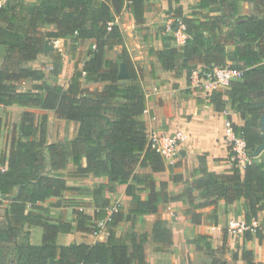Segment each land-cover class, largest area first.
<instances>
[{
    "label": "trees",
    "instance_id": "obj_1",
    "mask_svg": "<svg viewBox=\"0 0 264 264\" xmlns=\"http://www.w3.org/2000/svg\"><path fill=\"white\" fill-rule=\"evenodd\" d=\"M146 1L7 0L0 9V105L54 111L60 119L80 124L77 137L70 143L48 145V117L39 121L34 112H23L19 138L0 160L7 165V170L0 174V201L9 202L6 223L0 227V243L14 242L25 225L42 227L43 241L40 245H19L11 260L3 259L4 250L0 248V264H132L135 259L142 264L148 236L134 235L132 243L127 244L115 232L125 219L121 207L118 205V211L108 215L107 209L112 206L103 193L116 185H127L126 194L132 199L128 218L155 214L162 206L179 200L188 201L186 215L193 221L200 216L197 210L220 200L227 205L244 200L248 224L264 211V153L252 158L262 142L264 101H254L252 95L264 92V0H199L190 16L184 15L181 5L168 12L176 20L173 33L181 32L186 41L177 48L169 44L176 40L174 35L163 37L165 49L154 54L165 71H186L189 80L199 69L201 76L227 66L243 71V77L233 81L226 91H213L210 104L224 110L226 95L232 110L241 114L244 126L232 123L231 117L228 119L234 132L246 140L250 159L243 171L234 161L233 170L218 175L203 167L205 158L201 157L202 167L195 171V179L178 196L168 192L167 183H161V190L157 191L152 175L138 174L139 169L149 167L153 172H161L166 166L161 155L149 146L142 119L147 97L116 17L128 10L136 24H143ZM175 1L180 4L182 0ZM245 3L253 6L252 12H244ZM43 23L57 25V32L50 37L71 42L93 41L85 62L76 69L67 87L47 84L44 70L26 66L44 53L45 37L40 30ZM115 49H120V53L113 60L107 52ZM122 63L130 76L128 80L118 77ZM54 70L57 75L58 65ZM22 80L40 85L34 91L20 92L16 84ZM92 84H102L103 89L92 91L87 87ZM46 150L51 171H47ZM68 158L73 161L75 175L109 179L92 192L98 208L95 220L80 209L75 211L76 227L63 221L57 225L50 223L51 208L60 206L66 195L87 191L68 186L64 175L58 173L67 167ZM181 180V175L171 177L174 183ZM142 188L150 190L147 200L138 193ZM195 191H201L202 204L196 203ZM51 198L60 202L46 205ZM103 221L109 232L105 243H57L60 233L74 229L98 233V225ZM255 235L260 241L264 239L260 229ZM245 237L250 240L252 233L245 232ZM153 239L172 243L165 221L155 223ZM244 259H253L252 253L244 252Z\"/></svg>",
    "mask_w": 264,
    "mask_h": 264
},
{
    "label": "crops",
    "instance_id": "obj_2",
    "mask_svg": "<svg viewBox=\"0 0 264 264\" xmlns=\"http://www.w3.org/2000/svg\"><path fill=\"white\" fill-rule=\"evenodd\" d=\"M198 1L182 0L178 4L175 0H147L145 22L143 24H136L128 10L122 11L116 17V23L124 34L125 45L137 71L141 74V85L147 97V110L142 119L146 123L148 137L156 133L168 135L184 133L187 136L186 143L182 146L180 158L168 162L161 156L166 166L164 171L153 172L149 167L138 170V174L153 176L157 184V191L161 190V183H167V190L173 196L180 195L186 189L187 183L193 182L195 171L202 167L201 157L205 158L203 167L209 172L225 175L233 170L235 160L226 138L227 128L230 126L228 118L231 117L232 123L236 125H245V120L241 114L232 110L231 101L226 95L223 96L224 110L219 111L216 104H210V95L213 91L205 89L207 76L199 75L196 79L194 73L200 74L199 71H196L189 80L186 71H165L158 57L154 54V52L165 49L162 42L164 36L174 35L176 37L174 42L169 43L172 47L181 48L184 45L182 44L183 38L173 33L172 24L176 21L175 18H171L167 14L171 7L177 8L181 5L184 8V15L190 16L195 11L194 7L198 4ZM243 10L246 13L252 12L253 6L250 3H245L243 4ZM126 22H129V24ZM40 30L45 37V42L52 40L50 47L53 49L49 52L44 50L41 55L53 56L58 52H63L62 46L66 44H70L76 50L80 45L87 46L88 50L93 44L92 40L71 42L70 40L50 37V34L57 32V25L53 23L41 24ZM87 50L82 65L86 60ZM115 50H118V55L120 49ZM109 52L112 51H108L107 55ZM37 60L29 62L26 66L42 69L45 73L51 70L54 71L55 64L53 61V65L47 64L38 67ZM113 60H116V58ZM57 75L61 77L59 73ZM71 77L66 75L64 77L65 82L60 85L67 87ZM30 82L31 80L18 82L16 84L18 90L28 92L23 90V87L25 84H31ZM99 89L102 90L103 85ZM220 91L226 90H219L218 92ZM252 99L254 101H264V92L253 94ZM25 111L37 114L38 120L40 115L41 119L43 116L48 117V145L56 143L52 139L55 117L62 125V131L59 134L63 138L61 144L70 143L78 135L80 124L60 119L54 111L35 107L23 108L0 105V160L3 155L9 153L13 141L19 138V127L22 114ZM65 126L71 127V130L68 132L65 130ZM67 136L69 140L64 141ZM45 154L47 171H51V159L47 150ZM83 165L85 166L86 163L84 162ZM74 168L72 159L68 158L67 167L58 170V173L64 175L68 186L83 188L87 191L82 194L66 195L60 206L51 208V224L57 225L63 221L76 227L75 211L80 209H83L86 215L95 220L98 208L92 192L100 184H107L109 179L95 178L92 175L78 176L74 174ZM241 170L243 171V169ZM172 175H181L182 180L174 183L171 181ZM126 190L127 185H116L113 190H105L103 198L110 202L111 206L119 205L125 216V219L115 229L117 238L130 245L134 235L148 236L149 241L144 244V262L142 264H264V239L260 241L255 233H252V238L248 240L245 237V232L234 234L228 229L230 220L246 221L244 200H238L229 205L224 200H220L216 205L201 208L197 210L200 216L195 221L186 215L189 203L184 200L174 201L167 206H162L155 214L128 218L132 199L127 196ZM138 193L143 200H147L150 190L142 188ZM194 195L197 204L204 202L201 198V191H195ZM57 202H60V199L51 198L46 202V205L49 206ZM6 203L8 211L9 202ZM158 220L166 222V227L172 236V243L165 244L153 239L155 223ZM257 221L264 235V211L259 212ZM21 230L27 231L29 237L24 240L19 239L18 244L15 245L10 254L6 253L5 248L17 241ZM43 232V228L39 226L32 228H28L26 225L23 226L18 231L14 242L0 243V248L4 250L3 259L11 260L13 258L12 253L19 245L42 244ZM108 237L109 232L105 225L97 234L80 232L76 229L67 233H60L57 243L60 246L82 243L95 245L107 242ZM244 252L252 253L253 259H244ZM9 256H12V258ZM132 264L141 263L135 259Z\"/></svg>",
    "mask_w": 264,
    "mask_h": 264
},
{
    "label": "built area",
    "instance_id": "obj_3",
    "mask_svg": "<svg viewBox=\"0 0 264 264\" xmlns=\"http://www.w3.org/2000/svg\"><path fill=\"white\" fill-rule=\"evenodd\" d=\"M7 0H0V9L6 4ZM177 36L182 37V44H185L186 36L181 32H176ZM196 79L197 73H194ZM243 77V71L227 67L215 68L211 74H207V83L204 85L205 89L211 91L226 90L230 87L233 81L241 79ZM227 141L232 150L233 159L238 163L241 169H244L249 163L250 159L247 151V143L242 135H237L231 125L227 128ZM149 146L151 149L159 153L168 162H173L177 158L181 157V150L184 143H186L187 136L184 133H176L172 135L168 134H152L149 136ZM7 170V165L0 163V174ZM1 199V195H0ZM108 215L118 211V205L112 206L107 209ZM106 221L100 222L98 227L103 229ZM228 229L230 232L236 234L237 232H251L256 233L260 226L257 219H254L251 224L246 221L230 220L228 223ZM99 233V232H98ZM97 234V233H95Z\"/></svg>",
    "mask_w": 264,
    "mask_h": 264
},
{
    "label": "rangeland",
    "instance_id": "obj_4",
    "mask_svg": "<svg viewBox=\"0 0 264 264\" xmlns=\"http://www.w3.org/2000/svg\"><path fill=\"white\" fill-rule=\"evenodd\" d=\"M186 7H188V6H186ZM166 8H167V6H166ZM168 15L169 14H167V16ZM170 15H172V14H170ZM127 24H129V22ZM173 24H174V22H173ZM128 26L131 27L130 25H128ZM62 49L64 50L63 52H60V53L58 52L53 56L52 55H50V56L49 55H41L37 60L38 67L41 65L43 66V65H47V64L53 65L52 61L54 62L55 65H58V73L61 75V77L53 74V72L55 70L54 71L51 70V71L46 72L47 73L46 83L49 85H54L57 83L62 84L63 82H65L64 77H66V75L67 76L69 75V77H71L74 74L76 67L79 66V68H81L82 62L85 59V52L87 50V46L80 45L78 47V50H76V49H73L70 44H66L65 46H62ZM117 53H118V50H115V51L109 52L108 56L112 59H115ZM198 71H200V70H198ZM199 75L200 74L198 73V76ZM30 83L31 84H25L23 87V90L34 91L35 87L37 85H40V83H36V82H32V81ZM88 87H89V89H92V91H93L96 88H101L102 85H100V86L91 85ZM57 119L58 118L55 117L52 139H54L53 141H56V143H60L61 141H63V138H61L59 135L60 132L62 131V125L60 124L61 122H59ZM39 120H41V115L39 116ZM65 130H67L69 132L71 130V127L65 126ZM67 140H69L68 136H67V138H64V141H67ZM6 202L7 201H0V226L5 225V223H6V217H7V214H6L7 203ZM28 237H29V234L27 233V231L21 230V232L18 235L17 241L15 243H12L11 246H8L7 248H5L6 253L10 254V252L15 248V245L18 244L17 242L19 239L24 240ZM9 257L12 258V256H9Z\"/></svg>",
    "mask_w": 264,
    "mask_h": 264
},
{
    "label": "water",
    "instance_id": "obj_5",
    "mask_svg": "<svg viewBox=\"0 0 264 264\" xmlns=\"http://www.w3.org/2000/svg\"><path fill=\"white\" fill-rule=\"evenodd\" d=\"M51 41L52 40H47L45 42V52H49V51L53 50L50 47V42ZM118 77H119L120 80H128L130 78V76L128 74V71H127V68H126L124 63H122L120 65V72H119V76ZM260 126H261V131H262V142L258 146L257 150L252 154V158H258L264 153V115L261 117ZM183 154H184V152H183Z\"/></svg>",
    "mask_w": 264,
    "mask_h": 264
}]
</instances>
